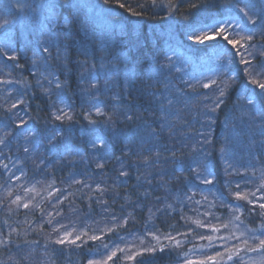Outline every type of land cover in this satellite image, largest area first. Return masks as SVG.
Here are the masks:
<instances>
[{"label":"trees","instance_id":"trees-1","mask_svg":"<svg viewBox=\"0 0 264 264\" xmlns=\"http://www.w3.org/2000/svg\"><path fill=\"white\" fill-rule=\"evenodd\" d=\"M92 1L103 15L114 23L113 28H99L98 31L113 38V49L108 50L105 57L104 55L102 57V52L98 54L92 50L90 42L82 39L78 31L77 16L82 14L83 9L78 5L67 4V0H57V3L53 4L54 12L58 14L56 22L61 23V16L65 17H62L63 20L70 21L63 37L66 38L64 43L67 46L63 47L61 44L63 51L66 52L64 59L67 61L66 70L57 75V79L63 85L61 89L52 92L38 86L40 83L36 75L32 74L31 53H36L37 57L43 55L38 56V50L33 43L35 39L29 34L24 36L25 28H22L24 31L16 28L9 30L8 38L11 47L16 49L18 60L6 61L0 58L1 62H4L2 68L6 72L5 79L7 77L13 79L14 85L19 84L21 90L26 87V90L11 96L19 99L24 97V106H18L19 114L25 117L24 120L28 119V123L33 120L37 128L41 126L47 137H54L52 143L47 140L44 142L45 145L38 148V151L42 150L41 160L33 161L32 164L28 162L27 170L31 175L28 181L49 182L56 190L55 196L67 192L66 202L76 208V215L83 221L96 225L107 224L104 230L95 229L97 232L95 235L102 239L91 241L83 238L77 242L79 247L68 244L56 245L51 243V240L56 239L57 232L51 228L52 221L46 217L44 208L33 211L28 207L12 213L5 210L2 212L0 208L2 237L7 238L8 233L15 231L16 239H13V245L27 247L35 244L38 251L47 245L48 255L49 251L52 254L48 256L50 262L57 264H88L94 256L104 254L101 250L103 243L115 247L120 243V237L130 235L133 237L144 231H147V234L158 235L171 233L172 236L185 238L187 246L196 245L200 238L199 233L195 232L196 229L190 222L182 219L181 213L177 211L169 213L165 209L155 211L164 199V195L160 196L161 198L158 196L161 193L159 183L163 182L170 192L178 191L187 185L185 179L190 176L186 170V163L190 161L194 152L186 139L199 136L202 122L203 127L207 124L204 123L207 118L204 114V105L210 101L204 99L203 93H213L216 84H209V88H204L202 81L208 84L210 79L207 77L213 71H217L223 73L222 76L219 73L218 78L213 79L217 83L227 79L225 73L226 77L229 74L233 77L230 82L232 87L230 86L226 96L221 98L224 100L221 108L210 114L215 123L212 124L213 129L210 127L208 131V137L212 136L209 167L218 186L222 188L217 166L218 144L225 137L222 133L223 122L225 116L233 113V106L237 101L234 96L241 92L242 88L253 87L248 84L249 78L243 72L247 65L239 63L241 59L239 55L235 56L234 63H228L226 66L216 61L208 62L211 56L226 54L222 49V40L219 43L215 40L207 44H192L186 41L193 25L204 27L205 32H209L212 26L227 19L229 5L235 0H180L183 7L179 14L169 13L166 8H155L149 9L141 16H131L112 3L105 4L104 0ZM127 2L134 4L137 0ZM193 4L197 7H191ZM250 28L254 29V26ZM3 38V35H0V40ZM251 43L256 46L259 54L256 53L254 58L249 59L253 65H260L264 62V55H261L264 39L257 36ZM230 51L235 52V49ZM240 51L244 52V49L241 48ZM166 56H171L172 62L170 69L165 71L170 80L168 95L165 96L172 98L173 104L167 106L165 101L166 106L162 110L159 104L160 96L156 92L159 85L154 83L156 77H152V73L156 72L160 63H166ZM226 56L231 59L230 53ZM85 59L88 64L82 67ZM5 64L8 66L4 67ZM16 64L20 66L15 67ZM98 66L102 69V75L85 73L84 77L85 75L77 73L78 70L84 69L94 72ZM25 81L28 83L24 85ZM93 83L96 85L95 88L92 87ZM4 94L0 102V124L6 122L9 116L3 106L9 95ZM58 97L64 102L60 107L73 117L72 121L65 118L61 123L52 119L61 100ZM94 99L99 103H95ZM97 107L107 114H114L116 122L106 124L107 116L96 115ZM162 112L169 113L168 119L163 121V128L159 119ZM85 116L97 123L89 124ZM128 116L132 119H127ZM16 123H19L18 119L9 122L8 130L21 132V129L16 128ZM97 137L103 140L105 147L97 149L93 154L91 144ZM8 139L10 151L0 154V180L3 174L2 165L11 166L12 161L16 159L13 155L16 144L11 143L14 138ZM133 149L140 155H133L131 151ZM173 152L176 154L174 159ZM157 153H160L158 166L140 163L144 158L156 159ZM101 156L103 160L100 159ZM98 162L104 163L105 167L97 168ZM176 163L183 167L181 171L176 169ZM121 170L126 171L128 175L121 176L119 174ZM98 186L107 190L101 194L96 190ZM239 203L243 206L241 219L244 224L250 228L261 224L260 218H264V215H257L261 211L259 203H256L255 208L244 200ZM58 210L61 215L67 212L64 207H59ZM10 247L3 250L7 258L4 263L16 257L14 247L12 245ZM172 250L167 247L164 251L151 253L153 254L151 256L142 255L133 263L141 264L143 261L147 264H179L180 260L175 257ZM178 252L180 256L186 253L187 249L180 248ZM111 261V264H125L120 260V256Z\"/></svg>","mask_w":264,"mask_h":264},{"label":"rangeland","instance_id":"rangeland-1","mask_svg":"<svg viewBox=\"0 0 264 264\" xmlns=\"http://www.w3.org/2000/svg\"><path fill=\"white\" fill-rule=\"evenodd\" d=\"M22 2L32 5L35 8V12H29L27 16H25L23 13L17 14L13 9L9 7V0H0V17L6 16L9 12H11V15L7 16V18L9 19H13L17 15L20 16V19L14 20V23L11 28H16L17 30L21 31H24V29L22 28H25L26 35H24L23 32L21 33L24 36H28V34L31 35V37L35 39L33 40V43L35 45L34 47L38 50V56L41 54L43 55V57H37L36 53H31L32 61L33 59L37 61V67L35 69L32 65V74L36 75L37 80L40 83L38 85L39 87H41V84H43V88L41 87L42 89L51 90L52 92H54L55 90L57 91V88H55V83L49 85L48 80L57 79L58 73H62L66 70L67 61L66 59H64V54H66V52L63 51L61 44H63V47L67 46V44L64 43L66 38H63L65 36L64 31H66L67 28H64L62 32L59 31L58 36H52V38L49 39L47 34L43 37L41 36V25L43 24L45 26L44 31L45 33H47V17L52 16L54 18L55 23L61 26H63L66 22L68 25H70V21H68L67 19L63 20V18L65 17L61 16V23L56 22V17L58 16V14L54 12V8H49L48 5H53L57 3V0H22ZM67 4L78 5L83 9L82 14L77 16L79 19L78 31L80 32L82 39H86L87 42H90V48L92 50H95L96 53L101 54L102 52V57L103 55L104 57L107 56L106 53L108 52V50L113 49V38L109 37L105 33L98 31H100L99 28H113L114 23L112 22V20L109 19L107 16L103 15L102 11L96 7L95 3L92 0H67ZM249 26L251 27L252 25ZM9 34L10 33L8 32V35ZM40 40H44V42L49 46L51 55H49V53L43 52V47L38 43V41ZM186 41L193 44V42L188 39ZM213 41L215 40H209L205 44ZM79 47L81 48V46ZM228 48L231 50L230 45L228 46ZM253 52L254 54H259L256 48L253 49ZM58 53L59 59L56 58ZM44 58L47 59V63H45ZM1 61L2 60H0V79L13 81V79H10L8 77L5 79L6 72L2 68V64H4V62ZM213 61L223 64L222 66H226L229 63V58L226 56V54L220 53L216 54L215 56H211L208 60V62L210 63H212ZM96 68L98 69L94 72L92 70L84 69L82 71L78 70L77 73H79V75H85V73H89L92 75H102L103 72L101 67L98 66ZM167 69L168 68L164 69V73ZM219 73L221 72L213 71L207 77L210 79V82L208 84H212L211 81L214 78L217 79V75ZM222 74L223 73H221V76ZM226 76L227 74L225 73V79L228 78ZM45 77H47V79H45ZM84 77H86V75ZM152 77H156L154 83L159 85L156 90L157 94L163 91L165 95H168V90L167 88H165V83H169V77L166 74L162 75L159 71V68L156 69V72L153 71ZM204 82L205 81H202V85H204ZM27 83L28 82L25 81L23 84L25 85ZM21 89L22 87L19 84L18 86L16 84L14 85V83L8 85L0 84V95L2 93V96L0 97V102L3 97V93H5L4 96L9 95L10 93L8 101L3 105L7 110L10 108L14 100L19 99V97L16 96L14 98L11 97L12 94L15 95V93L19 91L26 90V87H23V90ZM29 90L31 91V89ZM242 90L243 88L240 91ZM239 94L240 92L236 94L234 98L237 99ZM23 95L21 96L23 97ZM23 98L20 97V99ZM93 101L95 103H99L96 99H94ZM58 103V109L62 108L60 106L63 105L64 102H61L60 100V102ZM20 106L22 107L24 106V104ZM11 111L17 112L18 114L20 113V109L18 107L16 109H11ZM19 117H22V115L19 114ZM17 119L19 120V118ZM204 123L207 124L203 127L202 122V127L199 132L200 135L194 138H187L186 141L188 142L189 147H192V149H197L201 147L206 149L209 153V155L207 156L208 160L210 156V144L212 142V136L208 137V131L210 127H212L213 129V123L210 122L208 118L204 120ZM29 125H34L36 127V124L33 120H30ZM38 127V129H41L44 132V137L37 139L35 143L26 141L25 139H23V137H19V140L17 138L11 140V143L16 144V148L13 153L16 159L12 161L13 163H11V166L8 164L7 168L3 167L2 165L3 174L0 180V208L2 212L3 210H5V212L7 211L9 213H12L13 211L18 212L21 209H26L23 207L24 203H27L29 205V208L33 211H40L44 208L46 212V217H49V220L52 221L50 225L53 230L60 228V223H63L65 225H68V230H72L73 227L76 229L70 239L75 238L77 234H80L82 236V239H89L90 236L97 233L95 232V229L104 230L107 224L99 223L98 225H96L92 223H86L80 218L79 215H76V208H74L71 203L66 202V198L68 197L67 192H62V195L55 196L56 190L49 182L42 183L36 181L34 183L28 181L29 176L31 177L29 171L27 170L29 166L28 162L32 164L34 163L33 161L42 159V150L38 151V148L42 145H45L44 142L48 140L43 128L41 126ZM201 133H203V135H201ZM222 133L226 134L224 125L222 126ZM204 135L207 137V140L210 143H200L204 141ZM0 138H4V132L2 128H0ZM222 143H224V139L218 144L219 148ZM0 147H2L0 148V154L9 152L11 148L9 139L7 138L5 144L0 145ZM24 147H28L29 151L25 152ZM234 148L235 150L229 153L228 160L222 159L220 152L218 153L219 166H217V169L220 172V181L222 184V188L218 186L217 180H215L216 178L212 173L210 176H208V179L212 180L211 184H201L199 183V181H197L196 186L194 188H190L188 182L191 177H186L187 179L185 180H187V185L185 186V188L183 187L180 190L173 192L168 191V188L163 182L159 183L160 185L158 188L159 192L161 193L160 195L158 194V196L160 197L164 195V199L162 202L159 203L160 205L158 207L156 206L158 209L155 211L165 209L169 213H173L176 211L178 213H181L182 219L187 222H190L192 227L196 229L195 232L199 233L200 238L198 239L196 245L191 244L187 246L185 244L187 243V240H185V238L175 235L174 237H176L177 240H180L181 244L179 247H170L169 245H174V242L164 239L165 235H158L155 233L147 234V231H144L143 233H140V235L135 234L133 237L132 235L120 237V243L118 244V246L119 248L124 249L123 252H120L116 246H110L109 250H105L102 247L101 250L104 254H99L91 259L107 260V256L111 254V251H116V256L113 257L114 259L120 256V260L125 264H134L133 261L136 258H140L142 255H153L149 252H144V248L146 246L155 245V252H161V248L164 249L170 247V249H173V254L180 260L179 264H188V262H192V264H199L200 261L207 260V257L209 256L216 258V264H252L253 261L259 262L261 257L260 254L256 252L246 253L244 251H241L239 253V257L233 256L232 260L227 259V249H232V251L235 252L236 246L243 247L242 241L249 235V233L247 232L248 229H260L262 226H264V218H260L261 224H257L254 228L248 227L246 224H244L241 219L243 208H241L240 211H235L227 203H223L219 199L221 194H223V196L226 197L227 201H230L231 204H240L239 201L243 200H236L235 196L233 195L235 192H250L255 190V184L245 183L247 176H250L253 171L251 166L255 165L257 169L264 167V150H259L255 147L249 150L246 137H241V139L235 143ZM235 151L236 153H234ZM257 153L260 154L256 155ZM229 163L234 166L231 170L233 172L232 175H227L225 172V167ZM176 169L181 171L183 167L179 163H176ZM237 172H239L240 175L236 174ZM244 174H247V176ZM259 174L260 173L257 171L256 175L259 176ZM226 181L231 182L230 189L226 187ZM236 182H240V188L236 187ZM256 183H259V181H256ZM29 189H32V191H29ZM260 195V192L256 193L257 197H259ZM18 196L21 198L19 207H17L16 204L12 203V201L15 200ZM189 196H192L191 200L188 199ZM205 197H207L206 200L204 199ZM249 199L254 200L255 203L260 202L257 201L255 197L249 196ZM196 201H200V203L198 204L196 203ZM59 207H64V209H66L67 211L66 214L61 215L58 210ZM235 216H239L240 221H236L234 219ZM241 221L243 223H241ZM197 222H199V226ZM224 225H228V227H224ZM213 227L218 228L219 231L213 232ZM87 228L89 230L85 231V229L87 230ZM64 231L65 229L60 228V231L59 233H56L55 238H57V236H62L64 234ZM85 232H87V235H83V233ZM241 233H244V236H241ZM256 234L259 235V232H257ZM153 236H159L161 238V243L157 244V241L153 239ZM202 236H213L216 237V239H214L213 242L210 244L209 241L207 239H203ZM237 236H241V239H236ZM15 237V231L8 233L7 238H4L0 235V240L5 241L4 244L0 245V262H3V264H16V261H19L20 264H57L54 262H50L51 259L48 257L49 255H52L50 251L49 255L45 248H41L38 251V247H35V244L27 245V247L25 245H20L22 247V250L18 249L17 245H13L12 242L16 239ZM219 237H225L226 239L222 240L219 239ZM121 238H123V240H121ZM141 240L144 241L143 244H141ZM254 243L258 244V241H255ZM11 245L15 249L16 257H12L8 259V262L4 263L7 258H5L3 250L11 248ZM184 247H186L187 252L184 254H180L179 256L178 251L180 250V248ZM137 252H141L142 254L136 255ZM217 253H223L224 255L221 257L218 256ZM129 255H132L134 258L128 259L127 257ZM241 257L243 258L242 261L240 259ZM111 263V260L107 261V264ZM207 264H212V261H207Z\"/></svg>","mask_w":264,"mask_h":264},{"label":"snow or ice","instance_id":"snow-or-ice-1","mask_svg":"<svg viewBox=\"0 0 264 264\" xmlns=\"http://www.w3.org/2000/svg\"><path fill=\"white\" fill-rule=\"evenodd\" d=\"M105 4L112 3L116 7L123 9L125 12L129 13L131 16H141L146 13L149 9L155 8H166L169 13H176L179 14L183 4L180 0H137L136 3H128L127 0H104ZM242 5V6H241ZM9 7L13 9L17 14L23 13L25 16L29 12H35V8L27 3L22 2V0H9ZM49 8H54V5H48ZM191 7H197V5L193 4ZM8 15H11L9 12L6 16L0 17V35H3V39L0 40V58H4L6 61H17L18 56L16 55V49L11 47L8 32L11 26L14 23V20L20 19V16L17 15L13 19L7 18ZM48 20V24L46 26L47 33L44 31V25H41V36H45L47 34L48 38L51 39L52 36H58L59 31H63L64 28H67L69 25L67 22L61 26L55 23L54 18L49 16L46 18ZM224 25H227L225 27ZM249 25L254 26L250 28ZM207 27V26H205ZM259 36L261 39H264V0H235L234 3L229 5L228 10V18L223 20L222 22H218L214 26H212V30L209 32H205L204 27H197L193 25L192 31L188 33L187 39L192 41L193 44H205L209 40H217L218 43L220 40L223 41L222 49L226 54L231 55V59L229 63L235 62V56L239 55L241 57L239 63L243 65H247L243 69V72L246 76L249 77L248 84L253 85L252 88L245 87L239 94L236 103L233 106V113L226 117L224 123V127L226 130V134L224 137V143L221 144L219 148V152L222 159L228 160L229 153L234 151V146L237 141L241 139V137L247 138V144L249 150L253 147L264 150V62L260 65H253L249 57L254 58L253 49H255V45L251 42L254 38ZM231 37V38H230ZM38 43L43 47L44 53H50L49 46L44 42V40L38 41ZM231 46V49H235V52H231L228 46ZM239 45V47H237ZM243 48L244 52H241L240 49ZM261 55H264V50L261 51ZM57 59H59V53L57 54ZM45 59V63H47V59ZM172 57L166 56V63L159 64V71L161 74L164 73V69L169 68L171 66ZM88 64L87 59L82 62V67H86ZM33 68L37 67V61L33 59L32 61ZM8 65L5 64V67ZM19 64H16L15 67H19ZM178 70V69H177ZM47 79V77H45ZM233 80V77L228 76L226 80H221L220 83H217L216 80H212V84H216V90L213 93H203L204 99L206 101H210V103H206L204 105L205 109V116L210 120V122L215 123V120L212 118L210 114L217 112L218 109L221 108V105L224 103V100L221 99L222 97L226 96L227 90L230 88V82ZM15 83L12 80H0V84H13ZM39 83V81H38ZM55 83V88L61 89L63 87L62 83L59 79L55 80H48V84L52 85ZM170 84L168 82L165 83V88H168ZM43 88V84H41ZM92 87L95 88V83L92 84ZM204 88L210 87L209 84L205 83L203 85ZM10 95V93H9ZM155 95V93H154ZM160 100V108L163 110L165 108V101L167 106H171L173 104L172 98L165 96L164 92L161 91L159 93ZM59 99L62 98L58 97ZM23 99H16L11 104L10 108L7 110L9 116L7 117V121L0 124V127L5 129L4 131V138H0V145H4L7 138H17L23 137L26 141H30L35 143L37 139L44 137V132L41 129L36 128L34 125H29L27 120H24L22 117H19L17 112H12L11 109H16L19 105H23ZM27 114V111L25 110ZM96 115L98 116H107L106 124L115 123L116 120L114 119V114H107L103 112L99 107L96 108ZM169 117L168 112H162L159 116V119L162 121L161 128L164 127L163 121L167 120ZM17 118H19V123H16V128L21 129V132H15L9 129V122H14ZM65 118L68 121H72L73 117L69 115L68 112H65L63 108L57 109V113L52 115V119L54 121H59L61 123L64 122ZM85 119L88 120L89 124H96L97 121L90 119L88 116H85ZM127 119L131 120L132 117L128 116ZM203 135V133H201ZM49 143H52L54 137H47ZM200 143H210L205 136L204 141ZM92 149L93 154L97 149H103L105 144L103 140L97 137L95 140L92 141ZM24 151L28 152L29 148L24 147ZM133 155H140L134 149L131 150ZM194 155L191 156L190 161L186 163V170L189 173L191 179L189 180V187L194 188L196 186V182L199 181L201 184H211L212 180L208 179V176L211 175L209 170V162L207 160V156L209 153L204 148H197L193 149ZM175 152L172 153V158H175ZM160 153L156 154V159L151 158H144L140 161L143 164H149L153 167L158 166L157 160L159 159ZM103 160V156L100 157ZM166 159H168L166 157ZM3 167L7 168V165H3ZM105 167L104 163H97V168L103 169ZM233 165L231 163L227 164L225 167V172L227 175H232L233 172ZM253 171L250 176H247L245 183H252L255 184V190L250 192H241L237 191L233 195L235 196L236 200H244L247 201L248 204L253 205L255 208L257 205L254 200L249 199V196L255 197L257 201H260L258 204L259 209L261 210L260 213L257 215H264V167L257 169L255 165L251 166ZM257 171L260 173L259 176L256 175ZM121 176H127L128 173L124 170H121L119 173ZM236 174L240 175L239 172ZM139 179V177H137ZM259 181V183H256ZM76 183H81V181H76ZM226 187L230 189L231 182L226 181ZM236 187L240 188V182H236ZM98 192L103 194L107 189L100 188L99 186L96 189ZM32 191V189H29ZM260 192L261 195L259 197L256 196V193ZM195 194V193H193ZM189 200L192 199V196L188 197ZM205 200L207 197L204 198ZM219 199L223 203H227L231 208L235 211H240L243 207L240 204H231L230 201H227L226 197L221 194ZM21 198L18 196L12 203L16 204L17 207L20 206ZM196 203H200V201H196ZM214 206V205H213ZM24 208H28L29 205L27 203L23 204ZM236 221H240L239 216H235L234 218ZM231 222V221H230ZM241 223H243L241 221ZM199 226V222H197ZM224 227H228V225H224ZM60 228L65 229L64 234L62 236H57L56 239L51 240V243L56 245H80L77 244V241H82V236L77 234L75 238L70 239L73 236V232L76 229L73 227L72 230H68V225L60 223ZM60 228L54 229L57 233H59ZM111 231V229H109ZM213 232L219 231L218 228L213 227ZM247 232L249 235L247 238L243 239L241 246H236L235 252L232 249H227L228 260H232L233 256L239 257V253L241 251L244 252H256L260 254L259 262L253 261L252 264H264V226L260 229H248ZM259 232V235L256 233ZM83 235H87V232L83 233ZM241 236H244V233H241ZM241 236H237L236 239H241ZM203 239H207L211 244L216 237L213 236H202ZM51 239V238H49ZM92 241H96L98 239H102L100 236L93 234L89 237ZM153 239L157 241V244L161 243V238L159 236H153ZM164 239L169 241H173L174 245L170 244L169 246L179 247L181 244L180 240H177L176 237L172 236L171 233H168L164 236ZM219 239H226L225 237H219ZM123 240V238H121ZM251 241V242H250ZM258 241V244L254 243ZM4 240H0V245L4 244ZM144 241L141 240V244ZM47 245H45V250H47ZM102 247L105 250L110 249V245L107 243H103ZM120 252H123L124 249L119 248L116 246ZM17 248L22 250L20 245H17ZM164 249L161 248L160 251ZM55 251V250H53ZM156 246L150 245L144 248V252H155ZM141 252H137L136 255H141ZM218 256H223V253H217ZM116 256V251H111V254L107 256V260H95L91 259L88 261V264H107V261L112 260L113 257ZM128 259H133L132 255L127 257ZM23 259V258H21ZM241 261L243 258H240ZM212 261V264H216L215 257H207V260L200 261L199 264H207V261ZM3 264V262H0ZM16 264H20L19 261H16ZM141 264H147V262H141ZM188 264H192V262H188Z\"/></svg>","mask_w":264,"mask_h":264}]
</instances>
